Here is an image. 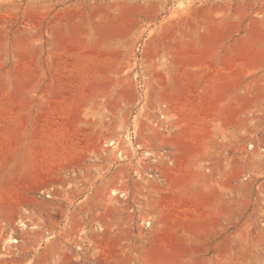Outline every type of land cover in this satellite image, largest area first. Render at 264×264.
Listing matches in <instances>:
<instances>
[{
	"label": "rangeland",
	"instance_id": "rangeland-1",
	"mask_svg": "<svg viewBox=\"0 0 264 264\" xmlns=\"http://www.w3.org/2000/svg\"><path fill=\"white\" fill-rule=\"evenodd\" d=\"M0 264H264V0H0Z\"/></svg>",
	"mask_w": 264,
	"mask_h": 264
},
{
	"label": "bare ground",
	"instance_id": "bare-ground-1",
	"mask_svg": "<svg viewBox=\"0 0 264 264\" xmlns=\"http://www.w3.org/2000/svg\"><path fill=\"white\" fill-rule=\"evenodd\" d=\"M112 145L114 144V143H111ZM11 242H16V240H14V239H12V241Z\"/></svg>",
	"mask_w": 264,
	"mask_h": 264
}]
</instances>
